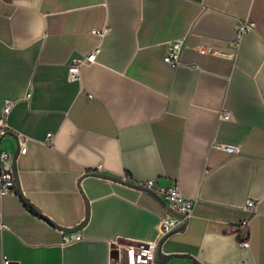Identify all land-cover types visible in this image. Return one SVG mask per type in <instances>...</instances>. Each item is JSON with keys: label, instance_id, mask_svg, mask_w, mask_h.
<instances>
[{"label": "crops", "instance_id": "0c3cea01", "mask_svg": "<svg viewBox=\"0 0 264 264\" xmlns=\"http://www.w3.org/2000/svg\"><path fill=\"white\" fill-rule=\"evenodd\" d=\"M95 46L69 79V56ZM7 97L30 137L18 188L0 194V264H118L113 239L154 238L167 207L136 185L146 178L195 198L163 264H264V0H0V113ZM84 218L83 237L61 243L59 225Z\"/></svg>", "mask_w": 264, "mask_h": 264}, {"label": "built area", "instance_id": "2783aa9c", "mask_svg": "<svg viewBox=\"0 0 264 264\" xmlns=\"http://www.w3.org/2000/svg\"><path fill=\"white\" fill-rule=\"evenodd\" d=\"M253 26V21L245 18L240 19L236 25L235 42L241 38L243 32ZM107 27L100 30L104 33ZM186 45L184 37H178L171 40L168 49L164 54V60L171 64H177L181 60V51ZM202 50H212L207 46H200ZM98 46H95L84 53H73L68 59L67 77L71 80L80 78V67L83 63L91 62L96 59ZM31 91L26 93L29 97ZM15 102L14 98H4L0 113V138L6 134H12L16 140L17 155L27 150V141L29 135L10 124L8 116ZM219 117H228V113L220 110ZM54 136L53 131H48L46 141L51 142ZM212 145L228 150L232 153L239 151V144L224 141L218 138L212 139ZM15 147V148H16ZM14 149L0 147V194L11 192L18 188V174L16 169V159ZM136 185L139 188L150 189L157 193L172 209L166 207L163 214L158 220V231L154 238L142 239L132 236H117L113 239L112 256L118 259V264H163L155 260V253L160 239L167 236L174 230L180 222L193 213L195 198L185 195L176 182L171 185H161L154 178H146L138 180ZM255 200L247 198L245 208L249 211L253 210ZM249 218H243L239 226L247 227ZM0 214V225H2ZM83 237L80 229H63L61 231V243L71 242ZM239 243L243 247L249 246V233L246 232L240 239ZM7 256H3L2 264H14Z\"/></svg>", "mask_w": 264, "mask_h": 264}, {"label": "water", "instance_id": "95a60500", "mask_svg": "<svg viewBox=\"0 0 264 264\" xmlns=\"http://www.w3.org/2000/svg\"><path fill=\"white\" fill-rule=\"evenodd\" d=\"M17 152H18V150H17V147H16L15 148V152H14L15 159L17 157ZM162 201L167 205V207L172 209L164 200H162ZM172 211L177 213L173 209H172ZM84 221H85V218L83 220H81L78 224H76L75 226H61V225H59V226L62 227L63 229L71 230V229L78 228ZM164 238H165V236L160 239V241L158 243V246H157V249H156V253H155V260L160 262V263L164 262L166 259H168L170 256H172L171 254L163 253L162 250H161V243H162Z\"/></svg>", "mask_w": 264, "mask_h": 264}]
</instances>
